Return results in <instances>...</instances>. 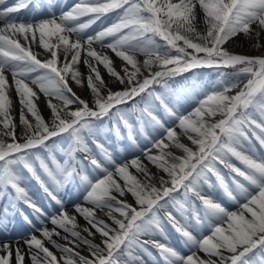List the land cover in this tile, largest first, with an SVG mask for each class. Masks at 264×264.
I'll list each match as a JSON object with an SVG mask.
<instances>
[{"label": "snow or ice", "instance_id": "snow-or-ice-1", "mask_svg": "<svg viewBox=\"0 0 264 264\" xmlns=\"http://www.w3.org/2000/svg\"><path fill=\"white\" fill-rule=\"evenodd\" d=\"M31 3L33 0H18L14 6L0 10V20L6 21L0 27V137H10L12 141L6 143L4 139H0V196L10 186L15 190L16 198L30 204L37 213L41 210L30 203L25 188L20 186L22 177L17 170L22 164L35 176L36 170L31 163L32 150L47 148L56 173L63 180H70L77 174L74 167L75 154L90 152L83 133L85 130L89 134L94 133V121H103L105 117L113 118L118 121L115 127L118 135L119 124L122 123L129 129V138L135 144L131 135L132 126L118 106L134 101L143 93L160 99L158 94L150 91L152 85L162 84L167 88L165 78L202 66L240 65V72L246 74V82L238 81L221 90L206 93L192 112L176 117L177 127L196 146L195 150L180 142L174 127L165 129V139L182 149L185 155L176 156L168 151L169 144L165 143V139L150 140L152 147L143 149L147 161L169 177L168 180L161 177L159 187L152 183L153 174L139 157L124 164H115L105 152V159L114 164V171L104 167L96 159L90 160V164L102 175L94 180L82 175L80 179L84 184V200L94 205V208L79 204L74 205V208L102 235L104 247L83 237L76 230L75 216L64 211L62 202L57 200L61 211L48 217L51 224L88 245L91 256L89 258L76 252L74 248L56 244L52 240L53 235H59L55 227L52 230L47 227L37 229L61 250L62 264H77V260L79 264H118L116 257L122 253L121 246L129 248L134 244L147 243L137 240L140 234L159 232L163 235L157 211L166 207V203L162 201L180 187L184 188L186 195L188 192L196 195L202 202L204 213L201 217L196 210H192L190 216L186 215L188 209L183 204L179 205L177 211L186 224L206 229L209 234L197 239L186 227L180 225L171 212L166 214L167 219L184 238L186 246L203 251L209 258H201L196 251L184 256L166 244L155 243L165 264H217V260L211 259L213 256L219 259V264H250L248 254L255 255L254 250L264 253V157L257 159L254 154H248L255 151L251 143L253 137L264 147V55H237L223 47L240 33L248 39L254 38V47H261L264 0H79L58 18L53 14L51 19H42L36 23H17L16 17L11 14L20 12ZM36 6L39 7V0H36ZM197 6L203 13L206 28L204 32L198 31L195 26ZM116 10H122L116 22L82 41L81 33L85 29L102 16ZM85 16L91 18L86 23L78 22L79 18ZM37 32L40 45L50 53V58L44 61L37 58L27 43L22 44L17 38L22 36L25 42H29L31 35V41L34 42ZM71 34H75L76 39H71ZM157 37L164 41L163 45L156 42ZM194 39L201 42H194ZM106 40L110 42L105 43ZM181 41L182 45L179 43ZM93 43L110 49L123 62V75L115 69L112 58L96 51ZM168 49H174L177 54L172 55ZM188 49L193 51L189 52ZM82 51L85 53L83 63L88 69L87 86L94 95V107L77 96L68 82L70 78L75 84L83 85L82 74L77 67L81 62ZM137 52L144 55L143 67L149 72L142 80L137 78L142 75L135 56ZM200 53L203 55H199ZM61 57L63 62L59 63ZM98 65L103 66L109 76L124 87L116 91L107 88ZM153 65L160 70L153 72ZM128 66H131V70ZM6 72L11 73L14 90L21 105L19 119L23 143L17 140L16 124L11 115L12 86ZM26 80H30L31 85H35L39 92L49 97L46 104L52 113L51 126L45 122L37 105V92ZM102 88L106 90V96L102 94ZM237 88L239 90L234 95L229 94L232 89ZM53 97L60 100L61 105L52 103ZM73 104L78 105L74 110L69 108ZM161 104L165 112L175 115L162 99ZM25 111L34 118V124L27 118ZM141 114H146L155 124L164 127L149 111L147 102L141 109ZM217 116L220 118L215 119ZM140 124L143 130L142 119ZM64 133L69 134L71 142L67 149H61L66 157L61 164L52 155L56 146L53 144L49 147L47 142ZM97 147L102 149L101 145ZM153 148L158 150L157 154H152ZM231 158L239 161L244 166L243 169L232 163ZM36 159L40 160V167L48 177L59 185L61 180L56 178L48 164L39 156ZM216 162L235 174L232 183L244 200L237 211H229L197 191L200 179L204 178V183H208L205 173L212 172L226 195L236 200L224 177L215 168ZM130 167L144 176L143 182L129 171ZM236 177L242 178L243 182ZM36 179L40 180L39 176ZM120 180L123 181V186ZM40 182L43 184V181ZM125 191L132 194L139 207L117 200L113 195L116 192L123 196ZM52 198L56 199L54 196ZM113 201L116 202L114 211L123 219L111 216ZM105 207L109 209L108 215L117 227H110L96 218L95 209ZM84 231L89 230L85 228ZM89 235H92L90 231ZM24 244L29 251L34 247L43 253L44 264H60L57 256L36 235L25 239ZM224 250L231 255L225 256ZM13 252L16 264H24L25 254L21 250L19 239L14 243H0V253H3L0 254V264H11ZM31 260L32 264H41L37 253L31 254ZM252 264H264V256Z\"/></svg>", "mask_w": 264, "mask_h": 264}, {"label": "rangeland", "instance_id": "rangeland-1", "mask_svg": "<svg viewBox=\"0 0 264 264\" xmlns=\"http://www.w3.org/2000/svg\"><path fill=\"white\" fill-rule=\"evenodd\" d=\"M118 11H119V15H121L122 10H118ZM111 15L112 14H110L109 17H111ZM202 17H203V13L199 15V18H202ZM116 20L111 22V23L116 22ZM86 22L87 21H83L81 23H86ZM195 26H196L197 30L200 32H204L206 30L203 20H200V21L196 20ZM240 34H243V33H240ZM194 42H198V41H194ZM199 42H201V41H199ZM179 43L182 45L183 42L181 41ZM223 47L226 50H228L230 53L237 54V52L235 50L228 48L227 42L223 45ZM168 50L170 51V53L172 55L177 54L174 49H168ZM188 51L192 52L193 50L188 49ZM237 55L262 56L264 54H260L259 49H257V47L252 46L247 51H244L241 54H237ZM136 59H137L139 65L141 66V73H142V68L145 69L143 67V62L141 61V59L138 55H136ZM204 67L206 69H203V70H207L210 68L209 71L213 72V75L209 76L206 80L202 81L203 82L202 85L201 84L199 85V87L195 91V93H191L190 89H182L173 98L170 99L168 97L167 102L169 105L172 106V110H174L175 115H171L170 113L165 112V110H162L161 106L158 105V103L155 100L154 101L151 99L148 100V102H149V103H147L148 107L155 109L157 115H154V116H156L160 120L161 124H163L164 127H160L159 125L155 124V122L151 121L150 118L146 114H144V115L141 114V109L144 108L145 104H141L137 108L138 113L141 116L139 121L135 120L136 119L135 115H133L134 112H131L129 109L125 110V112H127V114L129 115V121L128 122L132 126L131 127V135L135 139V144L129 138V129H127L128 132L125 133V128H124L122 123L119 124L121 136L120 137L116 136L115 139H110L112 137V135H110V134H113V131L109 130V129H112L111 127L110 128L108 127L109 129H107V130H102V133H100L99 132L101 130L100 126L98 124H96V130L94 131V133L89 134L86 130L83 133L86 143L91 142V144H92V145H90L89 149H90V154H92L94 156V158H85L82 155H78V157H76L75 162H74V164L76 163V165L78 167L77 172H76L77 174L74 175L70 180H67V181L63 180V178L59 174L56 173L55 167L52 169V171L56 175V178L61 180V183L59 185H57L50 177H48V176L45 177V175L42 173L43 172L42 169L36 165L35 155H34V152H32L31 161L36 165V168L39 170L40 177L44 176L42 179L43 184H41V182L39 180L35 179L34 177H33L34 179H32V176L30 174L18 173L22 177V180L20 182V186L24 187L26 192H30V194H33V192L35 191L36 188H38L37 190H39V189L45 190V188H47V192L50 193V195L52 197L53 196L56 197L55 201L60 200V197L57 196L54 191H63V192L67 193L66 197L69 199V201L75 202L76 200H78V203H76V204L85 203L86 205L83 207L94 208V205H92L91 203H87L84 200V195H85L84 184L80 179V177L82 175H86V176H88L89 179H93V180L95 178L99 177L100 175H102V173H100V171L98 169L94 168L90 164L91 159H96L104 167H108L109 169H113L114 164L110 163L108 160L105 159V156H104L105 152H107L111 156L112 161H114L115 164H124L126 162H130L133 158H136V157H139L140 160L144 164L149 163L143 154V149H145L146 147L147 148L152 147L150 140L165 139V137H166L165 129L168 127L176 128L177 129L176 131L179 132L178 135H179L180 142L189 147V144H188L189 139L177 127L178 121L176 120V117L180 116V115H186L191 111H189V109H190L189 107H188V109L183 111L184 109L182 110L181 104L185 100L186 101H192V104L190 107L195 109L198 106V101L200 99L204 98V94L209 93L213 90H221L224 86H227V85H230L233 83H237L238 81L246 82V74H242L240 72V68H241L240 65L235 66V67H231V66H229V67H225V66L207 67V66H204ZM197 68H199V67H197ZM146 71H148V70H146ZM209 71H206V72L209 73ZM121 75H123V74L121 73ZM148 75L149 74H144V76H148ZM141 76L142 75H138L137 78L139 79ZM69 85H70V83H69ZM73 92H75V91H73ZM101 92L103 95H105V96L107 95V92L105 89L102 88ZM91 96H92L91 102H92V104H94L93 93ZM85 101H87V100H85ZM52 102H53V100H52ZM75 106H77V104H73V105L69 106V108L73 109V107H75ZM89 106L94 107V105L92 106L90 103H89ZM12 108H13V102H12ZM40 112H41L42 116L44 117L45 121L51 126L52 113L50 112L49 114H46V113L42 112L41 110H40ZM13 113H16V115L14 116ZM11 115L14 118V123L16 124L17 140H18V142L23 143L24 141L21 138L22 125L20 124V119H19L20 112H11ZM27 115H28L27 118L34 124L35 121H34V118L31 117V114L28 113ZM141 119L144 121L143 130H141V124H140ZM109 121H111V123H113L114 125H116L118 123V121H115L111 117H109ZM64 134H61V136H59V137L52 138L49 142H47L49 144V147H51L53 144L56 146V149L52 153V155H55L57 161L60 162L61 164L63 163L64 159L66 158L63 155V152L61 151V149H67L69 143L71 142L70 136L68 135V136L64 137ZM146 136H147V138H146ZM99 137H102V138L100 139ZM91 138L98 139L99 141L105 140V142L102 141L103 144H99L102 146V149L100 147L94 146L93 142H92L93 140ZM0 139H4L6 143L12 142L10 137H6V136L0 137ZM119 141H125L126 142V144L123 148L125 150V152H123V153L117 152L118 146H115V145H116V142H119ZM165 143L169 144V147L167 150L173 153V151L171 150L172 149L171 143L169 141H167L166 139H165ZM251 143L254 146L255 151H254V153L249 152L248 154H254V158L260 159L262 156L260 154H258L257 146H259V145L253 139L251 140ZM246 147H248V145H246ZM35 150L39 151L38 148ZM39 153L41 154L42 157L49 158V151L47 148H44L43 150L41 149L39 151ZM157 153H158V150L153 148L152 154H157ZM174 155H176V154H174ZM183 155H185V154H183ZM231 162L236 164V166L241 167L242 169L244 167L235 158H231ZM215 168L224 177L225 182L229 186V190L232 192L233 196L236 197V200L230 199L226 195L224 190L222 192V187L220 186L219 182L216 179V176L212 172H206L205 173V177H206L208 183H204V178L200 179V181H199L200 186L198 187L197 191L200 192L202 189L203 190L204 189H211V190L213 189L215 191V193H217V194L221 193L223 195V198H224L223 200L227 201L228 204H231L230 208L227 210H229V211L239 210V204L243 203L244 200H243V197L238 194V190L236 189L235 185L232 183V180H233V177L235 176V174L232 173L229 169L225 168L219 162L215 163ZM113 171H114V169H113ZM129 171L133 175H135L139 180H141L142 182L144 181V179H145L144 176L140 172H138L134 167H130ZM236 178L240 179L243 182L242 178H239V177H236ZM165 180H168V179H165ZM119 182L123 186V181L120 180ZM152 183L155 184L157 187H159L160 186V179H159V183H158V181L157 182L152 181ZM244 183L246 186H248L246 182H244ZM209 185H211V186H209ZM69 190H72V191H69ZM125 193H129V192L125 191ZM113 195L117 197V200L126 201L123 198L125 196V194L123 196H120L118 193L113 192ZM14 197H15L14 193H12V198L14 199ZM212 200H214V199H212ZM46 202H49L48 204H51V201L48 199V197L46 198ZM126 202L128 204L132 205L128 201H126ZM177 202H179V203H177ZM112 203H113V210H112L111 216L115 217L116 219H123V217L118 212L114 211V208L116 206V202L113 201ZM162 203H166V207L159 209L157 211V216L160 219L164 237L169 236L168 235L169 231L174 229L171 222L167 219L166 214L168 212H171L172 216L179 219L181 225L186 227V230L190 231L193 234V236H195L197 239H201L202 235H208L209 234V232L206 229L201 230L197 227L192 226L191 223L186 224L183 217L178 214L177 210H175L174 205L183 204L185 206V208L188 209V212L185 213L186 215L190 216L192 210H196L201 215V217H203L204 209H203L202 202L196 197V195L193 192H188L186 195L184 188L180 187L175 193H172L169 198H165V200L162 201ZM222 206L226 208L227 207L226 202L222 203ZM39 208L42 209L41 211L43 212V214H45V207L43 208V206L40 205ZM63 210H65V208H63ZM97 210L101 213H104V215L102 217H100L99 213H97ZM95 212H96V218L97 219L103 220L105 223H107L110 226L108 220H113V219L108 215L109 209L107 207H105L103 209L96 208ZM68 214L70 216H72V213H68ZM73 216L84 219V217L79 213H75ZM27 218L29 219V217H27ZM30 221L32 222V219H30ZM51 226H52V224L49 223V227H51ZM224 226L226 227V225H224ZM95 231H96V229H95ZM96 233L101 235L98 232H96ZM82 234H83V237H86L87 239H89L91 237L90 235H88L86 233L82 232ZM156 234H159V232L140 234L137 237V240L144 242V241H142V239L152 238ZM34 235H36L37 238L41 239L42 241L48 240L47 238L43 237L41 235V233H35ZM178 239L181 241V248H180L181 250H180V252H178L181 255L187 256L191 253V251H196L197 255H199L201 258H203V259L209 258L203 251H200L197 248L192 247L191 249L188 250V248H190V247L185 245L183 237L182 238H175V241H178ZM52 240L55 241L56 244H58V242H59L58 239L56 240L53 237H52ZM163 244H165V243H163ZM23 245L27 248V245H25L24 243H23ZM121 247H122V253L120 256L116 257L118 264H121L122 262H127L128 261L127 254H129V255L136 254L137 255L138 251L140 249L142 252L144 251V254L142 255V257L145 254H149L152 258H155V257H156V259L160 258L159 249H157V248L151 249L150 248L151 244H149L148 242L143 243V244H134L129 248H124V246H121ZM32 249L35 250L37 254L39 253L40 258L42 259L41 264H44V262H43V255L44 254L41 252H38V250H36L34 247ZM254 253H262V252H260L258 250H254ZM251 254L252 253H250L248 255H251ZM224 255L225 256L231 255V253L224 250ZM212 258L214 260L218 259L215 256L211 257V259ZM160 263L165 264V261L163 258L160 259Z\"/></svg>", "mask_w": 264, "mask_h": 264}, {"label": "bare ground", "instance_id": "bare-ground-1", "mask_svg": "<svg viewBox=\"0 0 264 264\" xmlns=\"http://www.w3.org/2000/svg\"><path fill=\"white\" fill-rule=\"evenodd\" d=\"M75 1H79V0H68V1L58 0L57 2L55 0H51L49 2H46V4H43L41 2V0H39V5L40 4L44 5V7L41 8V7H37L36 6V0H33V3L29 4L30 7H26L28 9V11L25 15H19V16H14V17H16L17 23H20V22L36 23L39 20H42L43 17L48 15L50 12L57 11L59 13H63V12L69 11L71 9L70 5H72V3ZM17 2H18V0H3V3H0V10H2L5 7L14 6L15 3H17ZM117 12H118V10H116L114 12H110V13L106 14L105 16H102L100 19L96 20L95 23L91 24V26H89L87 29H85L81 33L82 41L84 39H86L87 36L94 35L96 32L110 26L112 24L111 21H112V19H114ZM195 12L197 14L196 20H199V21L203 20V17L199 18V15L202 14V12L198 6L196 7ZM110 14H112L111 17H109ZM50 18L51 17L46 18V19H50ZM90 18H91V16L81 17V18H79L78 22H81L82 20L84 21L85 19H90ZM5 22L6 21H4V20H0V27H2ZM17 38L20 39V42L22 44L27 43L28 46L31 48V51L34 54H36L37 58L40 59L41 61H44V60H47L50 58V53H48L43 48V46L40 45V43H39V32L36 33V40L34 42L31 41V35L29 38V42H25L22 36H18ZM70 38L76 39L75 34H71ZM108 42H110V41L109 40L105 41V43H108ZM254 44H255V39L254 38L248 39L245 37L244 34H238L236 37L230 39L227 42L228 48L235 50L237 52V54H241L242 52L247 51ZM260 44H261V47H258L257 49H259L260 54H264V33L261 34ZM93 48H95V50L98 52L100 51L102 53H106L107 55L112 57L115 69L123 74V72L121 71L122 66H123V62L119 58L115 57L114 53H112L110 49H107L106 47H101V45L99 43H93ZM97 48H100V50H97ZM136 55H138L140 57L142 62L144 61L145 57L142 53L137 52L135 54V56ZM84 57H85V53L82 51L81 62L77 65L79 71L82 74L83 85L75 84V82H73L70 78H69L68 82L70 83V86L72 87L73 91L76 92L77 96H79L81 99L87 100V102L91 104L92 92L90 91V89L87 86L86 77L88 74V69H87L86 65L83 63ZM62 62H63V57H61V61L59 63H62ZM59 63H58V66H59ZM128 67L131 70V66H128ZM98 68H99V71H100L104 81H105V84L107 85V88L111 89L112 91H116V90H121L124 87L123 85L118 83L114 78L110 77L109 74L106 72V70L103 68V66L98 65ZM33 75H36V74H33ZM6 76L8 78L9 84L12 86L10 88V96H11V99L13 102V108H12L11 112H20L21 111V105L19 103V97L14 90V85H13L11 73L6 72ZM26 82H28L29 85L31 87H33L34 91H36L38 94V100L36 102H37L39 109L42 112L49 114L51 112V110L48 108V106L46 104V101L49 99V97H46L43 93L39 92V89L35 85H31L30 80H26ZM242 86H243V84L240 85V87H242ZM238 90H239L238 88L232 89V91L229 94L234 95L236 93V91H238ZM51 99H53L52 103H55L57 105H61V103H62L60 100H58L54 97ZM182 104L184 107V111L186 109H188L187 107L190 108L189 111H191V112L194 110L193 108L190 107L191 102L185 101ZM77 107H78V105L73 107V109H75ZM25 114H26V116H28L27 115L28 113L26 111H25ZM13 115L15 116L16 113H13ZM219 118L220 117L217 116L215 119H219ZM177 133H179V132H177ZM253 139L255 140L254 137H253ZM188 144H189V147H192L193 149H195L196 146H194L190 140H188ZM121 146H122V143H119L118 148L121 150V153H123V149L121 148ZM171 148H172L171 150L173 151L174 154H176L177 156H183L184 153H183L182 149H179V148L173 146L172 144H171ZM145 165L147 166L148 171L153 174L152 181H154V182L158 181V183H159V179L161 177H163L164 179H169L167 173L163 172L158 167H156L150 163H146ZM42 194H45L48 197V195L46 193L42 192ZM123 198L126 201H128L129 203H131L133 206L137 207L135 198L132 196L131 193H125V196ZM66 201H67V199L63 198L61 201L62 205H64L66 203ZM19 204H22V202H20ZM79 205L85 206L86 204L80 203ZM60 208H61L60 204H58V203L55 204L54 209L50 212V214H51L50 216L56 215V212L59 211ZM68 210H70L72 212V216L75 213H77L75 208L70 207V208H68ZM97 213H99L100 217H102L104 215V213H101L98 210H97ZM75 218H76V223H77V229L76 230L80 231L82 236H83L82 232L89 235V231H90L92 233V235H90L91 237L88 240L92 241V243H94V244L100 245V247H104V245L102 243V240L104 238L102 237V235L97 234L95 229L92 228L91 225H89L85 219H82V218H79L76 216H75ZM38 221H40V219ZM108 222L110 224V227H113V228L117 227V225H115L113 220H108ZM54 227L56 229V232L59 233V235H53L52 237L56 240L58 239V241H59L58 245H63V246L74 248V250L76 252H79L81 255L88 256L89 258H91L88 245H86L82 241H79L76 238L72 237L69 232L63 231L58 226L52 225L48 229L52 230ZM69 227H71V226H69ZM85 228H87L89 231H84ZM34 234H31V235H34ZM31 235L29 233H25V231H23V230L16 232V233H14V232L6 233V234L0 233V243H3L5 241H8L10 243H14L17 239H19L21 250L25 254L24 264H32L31 254L36 253V251L33 249H31V251H29L28 247L26 248L23 245L24 240L30 238ZM156 236H159V234H156ZM151 240L156 241V239H151ZM43 242H44L45 246L50 251H52L54 255L57 256L58 262H60V264H62V261H60V257L63 255L61 250L59 248H57L49 240H43ZM0 254H3V253H0ZM38 256H39V253H38ZM227 256H229V255H227ZM127 259H128V262H125V263L129 264V262L137 260L138 256L136 254H131V255L127 254ZM11 264H16L15 252H13V256L11 258ZM77 264H79L78 260H77ZM217 264H219V259H217Z\"/></svg>", "mask_w": 264, "mask_h": 264}, {"label": "trees", "instance_id": "trees-1", "mask_svg": "<svg viewBox=\"0 0 264 264\" xmlns=\"http://www.w3.org/2000/svg\"><path fill=\"white\" fill-rule=\"evenodd\" d=\"M184 76H185V75H180L179 77H176V79H182V80H183V79H184ZM192 78H193V77H189L188 79H192ZM157 86H159V85H157ZM157 86H156V87H157Z\"/></svg>", "mask_w": 264, "mask_h": 264}]
</instances>
